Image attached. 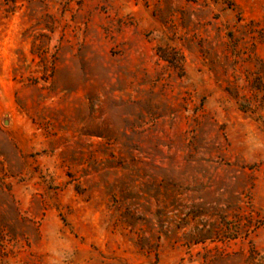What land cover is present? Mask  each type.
I'll use <instances>...</instances> for the list:
<instances>
[{"label":"rangeland","instance_id":"374dc122","mask_svg":"<svg viewBox=\"0 0 264 264\" xmlns=\"http://www.w3.org/2000/svg\"><path fill=\"white\" fill-rule=\"evenodd\" d=\"M0 264H264V0H0Z\"/></svg>","mask_w":264,"mask_h":264}]
</instances>
